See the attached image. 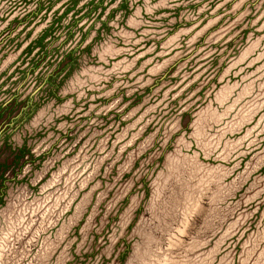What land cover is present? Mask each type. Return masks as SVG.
I'll list each match as a JSON object with an SVG mask.
<instances>
[{"label":"rangeland","instance_id":"374dc122","mask_svg":"<svg viewBox=\"0 0 264 264\" xmlns=\"http://www.w3.org/2000/svg\"><path fill=\"white\" fill-rule=\"evenodd\" d=\"M0 264H264V0H0Z\"/></svg>","mask_w":264,"mask_h":264}]
</instances>
